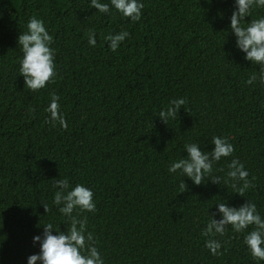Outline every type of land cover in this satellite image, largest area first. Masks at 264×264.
I'll list each match as a JSON object with an SVG mask.
<instances>
[{
	"label": "trees",
	"instance_id": "1",
	"mask_svg": "<svg viewBox=\"0 0 264 264\" xmlns=\"http://www.w3.org/2000/svg\"><path fill=\"white\" fill-rule=\"evenodd\" d=\"M140 2L141 20L133 22L111 5L99 13L91 0H0V264L40 254L33 238L48 223L66 232L53 204L54 180L64 178L94 193L96 211L83 215L105 264H264L244 244L251 226L215 237L225 245L221 256L201 235L210 216L222 218L218 203L238 209L249 200L264 218V86L246 84L259 66L236 47L235 0ZM33 16L53 36L58 73L38 92L19 72L18 36ZM262 17L256 8L245 22ZM121 31L130 36L113 52L104 37ZM51 93L66 129L45 123ZM179 98L187 103L164 124L159 112ZM214 136L235 149L214 164V175L224 177L236 158L255 177L244 197L230 184L206 176L196 186L168 170L187 157L185 144L213 151ZM182 180L188 191L180 194Z\"/></svg>",
	"mask_w": 264,
	"mask_h": 264
},
{
	"label": "clouds",
	"instance_id": "2",
	"mask_svg": "<svg viewBox=\"0 0 264 264\" xmlns=\"http://www.w3.org/2000/svg\"><path fill=\"white\" fill-rule=\"evenodd\" d=\"M110 5L115 8L123 17L133 22H138L142 17L144 4L140 0H110ZM109 3L101 0H91L90 7L99 13L108 14L111 10ZM236 10L230 18V29L236 37V47L246 55L244 59L259 66V72H253L247 85H254L257 81L264 86V17L251 19L250 23L245 22L246 17H251L253 10L264 8V0H235ZM27 31L18 36V46L21 48L23 57L20 61V76L24 78V84L32 92L44 89L46 85L55 83L58 76L55 64V49L53 36L49 34L42 19L31 17L26 25ZM90 46H96V31L89 30L87 33ZM130 36L128 31H121L117 34H109L104 37L108 41L111 51L118 50L120 44ZM50 104L46 111L50 118L45 123L56 127H68L63 115H61L59 96L50 94ZM187 103L185 98L173 99L159 112V119L168 124L169 120H175L179 111ZM33 113L35 109H31ZM228 137L214 136L211 144L214 149L211 152L201 151L198 143L185 144L186 158L173 162L169 167L170 173L178 170L181 175L190 179L196 186L204 184L205 177H210L213 184H230L232 189L241 197L255 187L250 180L249 172L245 165L238 159L233 158L227 165V173L224 177L214 175V164L222 158L231 157L235 151ZM219 171H223L220 169ZM54 187L57 189L53 198V204L58 207L68 222L66 232L54 230L53 224L43 226V236H35L34 243L40 244V254L28 258V264H105L104 259L97 247L94 234L87 230L88 217L84 213H95L96 203L94 193L82 184L71 187L68 178L54 180ZM188 191L184 180L179 184L180 194ZM45 213L51 209L47 204H42ZM218 211L221 219L216 220L213 216L208 221L201 235L207 237L205 247L213 256H221L224 243L215 237H223L228 227L236 233H244L251 226L244 236V244L254 261L264 262V218L257 211V205L248 200L240 208L227 206L226 203H218ZM75 213V214H74ZM56 233L55 235L53 233ZM227 243V242H225Z\"/></svg>",
	"mask_w": 264,
	"mask_h": 264
}]
</instances>
